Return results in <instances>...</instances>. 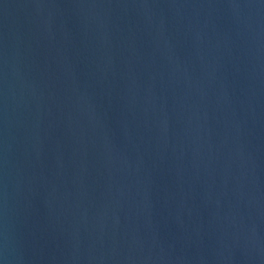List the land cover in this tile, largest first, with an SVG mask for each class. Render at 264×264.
<instances>
[{
	"label": "water",
	"instance_id": "obj_1",
	"mask_svg": "<svg viewBox=\"0 0 264 264\" xmlns=\"http://www.w3.org/2000/svg\"><path fill=\"white\" fill-rule=\"evenodd\" d=\"M0 264H264V0H0Z\"/></svg>",
	"mask_w": 264,
	"mask_h": 264
}]
</instances>
